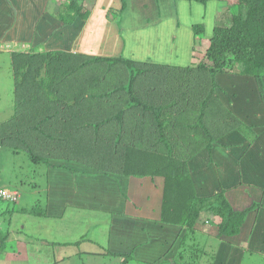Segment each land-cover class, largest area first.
<instances>
[{"label": "trees", "instance_id": "16d2710c", "mask_svg": "<svg viewBox=\"0 0 264 264\" xmlns=\"http://www.w3.org/2000/svg\"><path fill=\"white\" fill-rule=\"evenodd\" d=\"M187 1L205 6L210 0ZM216 1L217 13L230 15L223 25L213 26L196 66L63 49L14 51L10 57L15 87L26 92L15 106L16 118L0 127V146L25 152L31 163L46 169L67 170V164L75 163L105 174L162 176L158 221L183 231L176 264H197L202 255L193 242L202 214L211 215L208 232L220 240L236 246L248 241L264 195L262 188L240 182L200 197L188 171L193 155L203 148L210 153L230 131L250 141L257 135L252 124L242 123L222 104L215 77L239 73L264 81V0ZM95 2L49 0L48 9L62 25L71 26L76 19H87ZM192 28L199 40L204 38V23ZM136 137L151 150L142 153L136 142L130 147ZM45 171L35 173L44 176ZM30 213L42 216L45 209L36 203ZM81 251L77 253H85ZM97 254L132 258L110 250ZM206 255L212 264L215 254Z\"/></svg>", "mask_w": 264, "mask_h": 264}, {"label": "rangeland", "instance_id": "374dc122", "mask_svg": "<svg viewBox=\"0 0 264 264\" xmlns=\"http://www.w3.org/2000/svg\"><path fill=\"white\" fill-rule=\"evenodd\" d=\"M47 1L49 2V0H36L32 3L35 4V9H39L44 8L45 5L47 6L45 3ZM59 1L64 0H55L56 3ZM124 2L125 8H123ZM191 2L189 3L187 0H99L97 7L93 10V17L91 16L89 21L76 19L75 22L77 20L78 22H74L71 26H64L58 20H55L52 26L48 25L50 22L47 23L45 20L51 21V16L47 12L37 11L35 13L36 11L29 8L24 12L30 15L25 20L27 27L33 28L32 44L38 46L37 49L39 50L36 52L63 49L73 53L81 51L82 54L83 50H85V53L88 55L121 56L144 63L196 66V63L203 58L209 45L213 26L223 25L221 22L225 23L227 20L224 17L229 16L230 13L228 12L226 16L218 14L216 0L208 1L205 6L199 2ZM16 7V2H14L10 11ZM0 8H2L1 4ZM56 8L54 11H56ZM2 9L4 10V8ZM16 13H12L14 17ZM10 15L11 12L10 14L6 13L3 21L8 20V18L10 19ZM55 19L57 18L55 17ZM0 20L2 21L1 17ZM196 22H202L205 25L204 38L201 40L193 32L192 27ZM84 25L87 27L86 33H84L87 38L86 42L82 41L84 37L80 36ZM9 35L10 33L6 34V36ZM18 39L20 41L23 40L22 38ZM76 41L80 42V48L75 47L78 46L77 43L74 44ZM5 43L4 46L9 48V50L0 49V115L2 109L9 107L10 103L12 106L17 100L14 95L10 65V54L12 51L14 52L12 50L13 44L11 42ZM83 44H85V47ZM95 46L96 50H93ZM178 60H181L183 63L177 64ZM215 81L218 86L216 93L222 104L239 116L242 123L251 124V121L263 123L264 81L256 80V78L239 73H218ZM18 94L20 95V93ZM8 114L9 111L5 114V111L2 110L3 118H6ZM134 142L139 145L137 147L144 150L142 153L149 150V148H146L148 145H144L145 142L139 141L138 137L131 141L130 147L136 144ZM5 149L11 151L12 148L5 147ZM9 155L13 159L7 158L8 164L10 168L14 169L15 173L13 174L12 181H10L11 183L6 182L5 185L9 190L19 193V200L15 203L16 211L24 203L29 204L30 207L38 203L40 208L45 209V196L33 194L32 184L33 180L39 185H41L40 180L45 183L46 175L42 176L40 173L35 172L46 170V167L41 164L31 163L25 152H18L16 155L9 153ZM63 172L66 175L67 184L71 180V177L74 178L73 174H75L76 180L78 178L77 172H80L81 179L76 180V182L77 184L79 183L77 186L87 189V200L90 201L99 197L95 190V192H92V186L99 180V178L95 177L94 173L101 175L99 173L101 171L87 165L67 164V170H63ZM116 190L121 199L120 201L125 200L127 194L126 186L119 185ZM105 196H108V193H105ZM61 213L62 215L55 212L49 219L37 217V228L34 223L32 224L34 229H36L32 233L36 240L39 239L35 235L36 233L42 234L44 237L47 235L51 236V239L45 243L41 239L34 243L37 246L38 252L33 248L30 250L33 252H29V254H35L32 257V264H154L155 261L151 259L148 261L152 262L135 260L134 253H132V258L121 255L110 256L107 254L95 255L91 253L100 252L99 249H103L105 252V248L107 247L109 240L107 238L108 218L104 215L105 213L94 210V207L88 209L85 207L81 211L67 208ZM1 216L0 222L2 226L7 227L11 216L8 213H2ZM17 217L22 219L20 216ZM211 219H206L208 221L203 220L200 229H207ZM74 220H77V222ZM198 222L200 223L199 219ZM178 230V234L174 231L178 235L177 238L171 240V238L166 237L162 239V246L168 245L167 250L170 251V254L175 252L177 246L180 248V238L183 231L179 227ZM208 231L209 228L207 232L198 231L199 233L194 234L193 242L203 251L202 255L198 258L197 264L210 263L211 260L206 254H215L212 264L216 260L217 253L218 261H221L220 247L222 243L226 242L210 234ZM27 232L29 231L27 230ZM156 238L158 239L156 241H159L161 237L158 234ZM28 245L32 246L31 240L28 241ZM48 245L51 248L43 251L42 249H47ZM73 250L74 252L85 251V253L93 255L91 257L94 258L88 261L87 258L80 256L71 260L65 258L60 263L55 262L59 254H66L68 256V254L74 253L72 252ZM168 251L164 252L167 253ZM244 252L241 264H264V257L261 255L247 251ZM85 253L80 255H84ZM27 256L20 263L27 262V264H30L28 263L30 259ZM162 261H170V259L168 260L166 257Z\"/></svg>", "mask_w": 264, "mask_h": 264}, {"label": "crops", "instance_id": "0c3cea01", "mask_svg": "<svg viewBox=\"0 0 264 264\" xmlns=\"http://www.w3.org/2000/svg\"><path fill=\"white\" fill-rule=\"evenodd\" d=\"M33 1L36 0H0V4L4 8V10L0 8L2 21L5 14H10L11 12L10 19L8 18V20L3 22L0 20V49L9 50L4 45L6 44L5 42H11L13 44L12 50L14 51H39L37 49L38 46L32 44L33 28L27 27L26 24L25 18H29L30 15L24 11H27L29 8L36 11L35 13L37 11L47 12L51 16V21H45L47 23L50 22L48 24L50 26L53 25L56 19L52 11L48 9V1L45 2L47 6L45 5L44 8L39 9H35L36 7L32 3ZM98 1L96 0L90 16L85 19L86 21H89L91 16L93 17V10L97 7ZM14 2H16L17 7L10 11ZM13 12H17L15 17L12 14ZM86 30L87 27L84 25L80 32V36L82 38L84 37L82 41L84 40L85 42L87 41L86 35L84 34ZM7 33H10V35L6 36ZM36 34L38 33L36 32ZM18 38H22L23 40L20 41ZM75 43L78 45L75 47L80 48V42L78 43L76 41ZM83 45L85 47V44ZM106 49L108 48L106 47ZM93 50H96V46ZM78 52L81 53V51ZM82 53H85V50ZM182 63L181 60H178L177 64ZM12 83L14 95L17 100L12 106L10 103L9 107L2 109L5 111V114L9 111L6 118H3L1 110V128L7 126L12 119L14 120L16 118L15 106L21 101L26 92L22 87L16 89L13 75ZM262 121L263 123L251 121L254 130L257 132L253 140L250 141L239 131L232 130L213 144L210 153L206 148H203L187 161L188 171L196 195L200 197L210 196L222 189H229L240 182L258 186L264 190V120ZM5 147L7 146H0V186L3 187H7L5 185L6 182L11 183L10 181H12L13 174L15 173L14 169L10 168L8 164V159H13L9 153L16 155L13 153V149L10 148L11 151L6 150ZM78 165L82 166L81 164ZM63 170L65 169L55 168L54 165H51L45 171L46 179L44 185L41 180V185H38L33 180L32 193L45 196V214L42 216L32 215L30 213L31 207L27 203L20 205V208L16 211L15 203L18 200L14 203L8 200H0V218L2 217V213H8L11 216L8 220L7 227L2 226L0 222V264H27V262L20 263L27 255L30 259L28 263L32 264V257L35 254L32 255L29 252H31L30 250L32 248L38 252L37 246L34 243L39 239L43 243L51 239L50 235L44 237L42 234L36 233L35 235L39 237L36 240L35 236L32 235L33 231L36 230L32 224L34 223L37 228V217L49 219L55 212L62 215L61 212L64 209L73 208L81 211L85 207L87 209L94 207V210L105 213L104 215L108 218L107 238L109 240L105 250L122 254L129 253L131 256L134 253V259L138 261L152 262L148 261L151 259L155 261L154 264H175L173 259L176 254L175 252L178 250V246L175 252L170 254V251L167 250L168 245L162 246V239L166 237L171 238V240L177 238L179 232L178 227L157 221L160 217L163 201L164 178L162 176L140 177L132 174H105L102 171L99 172L101 175L94 173L96 175L95 177L99 178V180L93 184L92 192L96 191L99 197L89 201L87 200V189L77 186L79 183L77 184L76 180L81 179V173L77 172L78 178L76 180L75 174H73L74 178L71 177V180L67 184L66 175ZM36 183L37 185L34 187ZM119 185L126 186L127 190L126 198L122 202L116 190ZM105 193H108V196H105ZM17 216H20L22 219ZM208 216L210 217L208 218ZM210 218L211 215L202 214L199 217L200 225H202L203 220L205 221ZM74 221L77 222V220ZM208 228H202L198 231L207 232ZM198 231L195 233H199ZM158 234L161 238L159 241H156L158 240L156 238ZM29 240L32 241L31 247L28 245ZM247 240L239 246L222 243L220 247L221 261H218L217 253L214 264H241V260L245 254L244 251L264 257V195L253 230ZM47 247V249L43 248L42 250L46 251L51 248L49 245ZM101 250L103 249H99V251ZM164 251L168 252L165 253ZM91 253L97 255L98 252ZM80 256L87 258L88 261L94 258L91 257L93 255L87 253L80 255L74 252L68 254V256L66 254H59L55 262L60 263L65 258L71 260L79 258ZM166 257L170 261H162ZM156 259L158 260L156 261Z\"/></svg>", "mask_w": 264, "mask_h": 264}, {"label": "built area", "instance_id": "2783aa9c", "mask_svg": "<svg viewBox=\"0 0 264 264\" xmlns=\"http://www.w3.org/2000/svg\"><path fill=\"white\" fill-rule=\"evenodd\" d=\"M1 199H16L15 193H10L6 188L0 187V200Z\"/></svg>", "mask_w": 264, "mask_h": 264}, {"label": "clouds", "instance_id": "9594fccd", "mask_svg": "<svg viewBox=\"0 0 264 264\" xmlns=\"http://www.w3.org/2000/svg\"><path fill=\"white\" fill-rule=\"evenodd\" d=\"M0 187H3V186H0ZM3 188H6L10 193H15L16 194V199L15 200H11V199H6V200L12 201L13 203L16 202L17 200H19V193L17 191L9 190L7 187H3Z\"/></svg>", "mask_w": 264, "mask_h": 264}]
</instances>
